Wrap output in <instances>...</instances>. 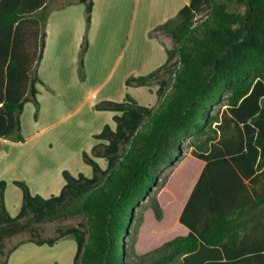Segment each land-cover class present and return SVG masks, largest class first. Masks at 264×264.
Wrapping results in <instances>:
<instances>
[{"label":"trees","instance_id":"16d2710c","mask_svg":"<svg viewBox=\"0 0 264 264\" xmlns=\"http://www.w3.org/2000/svg\"><path fill=\"white\" fill-rule=\"evenodd\" d=\"M49 1L0 0V139L13 143L24 142V105L39 108L37 69ZM77 2L88 28L93 2ZM153 32L173 43L166 62L125 85L156 86V103L141 106L126 94L122 102L95 106L113 117L81 155L90 177L63 171L62 189L49 198L14 181L22 199L15 217L5 208L6 183L0 182V264L10 253L5 241L21 233L29 238L19 244L48 247L71 237L72 264H129L125 237L136 209L162 187L163 168L177 165L185 143L205 163L179 217L188 234L140 264H264V0H189ZM83 43L81 82L87 39ZM150 199L160 221L159 205ZM77 216L83 219L78 227L59 228L48 239L39 234L40 224Z\"/></svg>","mask_w":264,"mask_h":264},{"label":"crops","instance_id":"0c3cea01","mask_svg":"<svg viewBox=\"0 0 264 264\" xmlns=\"http://www.w3.org/2000/svg\"><path fill=\"white\" fill-rule=\"evenodd\" d=\"M56 2L57 0H53L48 3L45 48L37 69L38 77L42 82V85H37V100L41 93L46 94V89L47 97L50 99L48 101L52 105L55 103L59 113L65 112L66 105L64 104L73 101L72 99L77 94L75 89L90 85L89 94H86L80 100L81 102L79 101L80 103L73 111L64 113L61 118V121L67 123L69 130L67 137L75 140L82 137L90 139L101 133L105 125H111L113 113L95 110V106L103 102L119 103L127 94L141 106H153L156 103V86L126 87V80L130 77L145 76L166 62V50L170 48L167 43L169 40L162 37L159 32L153 31L176 17L179 10L188 5L189 0H92L93 10L88 47L84 55L85 78L83 82L79 81L77 75V54L83 36L84 6L77 0H65L58 6H55ZM72 15L80 18L81 23L75 31L71 25ZM70 45L72 52L68 58L69 67H66L63 57L65 47ZM47 71L50 74H47ZM66 73L67 76H65ZM70 82L73 84L71 85ZM39 108L37 130L26 136L28 139L40 138L54 124L39 127L45 115L40 103ZM0 142L2 147L0 150V182L6 183L4 205L11 217L18 214L22 200L21 192L13 185L14 181L24 182L32 195L49 198L58 195L62 189L63 171H67L74 177L82 172L80 170L71 171L65 164L56 166L47 152L50 146L46 138L35 143V150H27V159L21 158V155L17 158L13 155L14 151L22 147L25 142L12 143L6 140H0ZM91 148L89 146L84 151H90ZM80 150L81 148L78 152ZM189 158L191 165L183 172L179 167L181 162H178V172H181L182 179L178 192L172 196L167 208L170 211V218L174 220L171 226L176 231L165 230L163 234H168L172 238L164 243L188 234V229L179 223V217L205 168L203 161L192 156ZM84 174L87 176L86 172ZM167 187L168 182L157 195L163 214L162 221L165 217V203L161 194ZM11 195L15 198L14 202L8 201V196ZM27 246L34 247V250L48 247L25 243L18 248V251ZM43 257L39 260L37 255H32L20 261L19 264L53 263L48 257Z\"/></svg>","mask_w":264,"mask_h":264},{"label":"rangeland","instance_id":"374dc122","mask_svg":"<svg viewBox=\"0 0 264 264\" xmlns=\"http://www.w3.org/2000/svg\"><path fill=\"white\" fill-rule=\"evenodd\" d=\"M51 1L53 0H50L49 2ZM64 2L65 0H57V2L55 3V6L63 4ZM202 16L203 15L200 14L198 17H196V21L202 19ZM71 18H72L71 25H72L73 30L75 31L76 28L80 27V24H81L80 18H76L74 15H72ZM83 20H84L83 36H82L80 48L77 54L78 59L80 58L81 47L84 44L83 43L84 39H87V42L89 39V31H90L91 23L89 24L87 28V24L85 21V8H84V14H82V23H83ZM162 37L167 38V40H169L167 43L170 47L169 49H172L173 43L170 40V38L164 35H162ZM70 48H71V45L65 47L63 61L66 62V67H69L68 58L70 57L71 52H72ZM46 73L50 74L48 71ZM77 75L79 79L80 75L78 72V63H77ZM65 76H67V73L65 74ZM70 84L72 85L73 82H70ZM89 86L90 85H87L83 88H78L80 89V91H78V89H75V93H77L76 96L72 99L73 101L65 102L64 104V106L66 105L65 112H61V113H59L58 109H56L55 103H53L52 105L48 101L49 99L47 97L48 91H46V89H45L46 94L45 93L44 95L42 93L40 94L39 100L41 101L39 103L41 105V108L44 110L45 115H44V119L40 121L39 127L48 126L51 123H54V124L46 131V133L42 134L41 137L38 139H33V138L28 139L26 138V136L33 134L37 130L36 122H37L38 113H39L40 108H38V111L36 113V109L34 105L32 103H26L24 105V108L21 114V124H22L21 125V135L24 139L25 144L22 147L17 148L14 151V154H13L14 157L17 158L21 155V158L27 159V154H26L27 150H35V143H37L38 140L42 141L46 138L50 146L47 152L49 153V157L53 160L56 166L58 164H63V165L65 164L71 171L78 172L77 170H80L82 171L81 174L85 175L84 173L86 172L87 176L86 175L85 176L90 177L91 176L90 168L82 162V159H81L82 152L81 151L89 153L90 151H84V150H87L89 146L91 148L92 145L96 144V141L93 139V136L90 139H87V137H82L77 140L67 137V132L69 131L67 129V123H64L63 120L61 121V118L63 117L64 113L66 114V112L73 111L78 106V104L81 102L80 100L84 98L86 94H89V89H88ZM37 99H38V95H37ZM223 109L224 108H222V110ZM0 140H3V139H0ZM79 148H81V150L78 152ZM1 149L2 147L0 145V150ZM190 152H191V148H189V144L185 143L182 148V156L179 160L181 162L179 166L181 172L186 170L191 165V160L189 158L191 157ZM83 170H85V172H83ZM181 172L180 171L178 172V163L174 167H170L169 165L165 166L162 170V174L160 176V180L158 183V186L161 184L162 187L161 188L156 187L152 189L150 198H154L159 205V202L157 200V195L160 193V190L164 188V186L168 182L167 189H165L163 193L161 194L162 200L165 203L164 221H162V219L160 221L155 219L153 211L151 209L152 204H151L150 198L145 199L141 203L140 207L136 209V212L134 214V219L131 221L130 226L127 230L126 237H125V240H126V250H125L126 256L125 257H126L127 263L140 264L143 260L147 258L149 254L154 253V251L158 250L164 244L165 241L172 238V237H169L170 235L168 234L164 235L163 232H166L168 230L171 232L174 231V227L171 226L173 225L174 220L170 218V211L167 208H168V204L172 196L176 195V193L178 192V187L182 179L180 175ZM14 199L15 198L13 195L8 196L9 202L10 201L14 202ZM159 208L162 213V209L160 205H159ZM82 222H83V219L80 216H77V217H70V218L61 219V220H57V221H53V222H49L45 224H40L38 226L39 234L41 235L43 239L53 238L54 236H56L57 229L65 228V227H78L79 224H81ZM136 226L138 227L137 232H135ZM28 238H29V235L27 233H21L5 241L6 256L10 252L7 256L8 258L5 256L6 257L5 264H19L20 261L32 255H37V259L39 260L41 258H44L43 256L48 257L49 261L53 262L51 264H72V260L75 254V242L71 237H67V238L60 240L53 247H42L41 249L38 248L37 250H34V247L27 246V247L21 248V250L18 251V248L21 247V245L23 246V244H25V243L23 244H19V243L26 241ZM31 249H33L34 251H30ZM123 254H121L122 257H123ZM2 259L4 260V258Z\"/></svg>","mask_w":264,"mask_h":264}]
</instances>
